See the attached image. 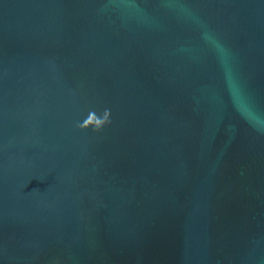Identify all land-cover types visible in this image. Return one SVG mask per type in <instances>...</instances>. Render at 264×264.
I'll return each mask as SVG.
<instances>
[{"label":"water","instance_id":"95a60500","mask_svg":"<svg viewBox=\"0 0 264 264\" xmlns=\"http://www.w3.org/2000/svg\"><path fill=\"white\" fill-rule=\"evenodd\" d=\"M0 264H264V0H0Z\"/></svg>","mask_w":264,"mask_h":264},{"label":"clouds","instance_id":"9594fccd","mask_svg":"<svg viewBox=\"0 0 264 264\" xmlns=\"http://www.w3.org/2000/svg\"><path fill=\"white\" fill-rule=\"evenodd\" d=\"M95 120V123H91L92 120ZM111 124V110L105 109L102 115H97L96 112H90L87 118L83 121V123H77V127L82 131L87 129H93L97 132L103 130V128L107 125Z\"/></svg>","mask_w":264,"mask_h":264}]
</instances>
